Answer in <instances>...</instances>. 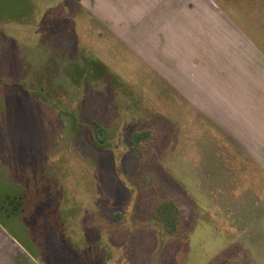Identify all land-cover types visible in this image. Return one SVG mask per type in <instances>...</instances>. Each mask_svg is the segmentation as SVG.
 Returning a JSON list of instances; mask_svg holds the SVG:
<instances>
[{
    "label": "rangeland",
    "instance_id": "374dc122",
    "mask_svg": "<svg viewBox=\"0 0 264 264\" xmlns=\"http://www.w3.org/2000/svg\"><path fill=\"white\" fill-rule=\"evenodd\" d=\"M0 264H264V0H0Z\"/></svg>",
    "mask_w": 264,
    "mask_h": 264
},
{
    "label": "trees",
    "instance_id": "16d2710c",
    "mask_svg": "<svg viewBox=\"0 0 264 264\" xmlns=\"http://www.w3.org/2000/svg\"><path fill=\"white\" fill-rule=\"evenodd\" d=\"M103 133V131H101ZM143 137L141 134H137L134 136V140L132 143L135 144L136 140L139 141V138ZM178 212L177 206L173 201L166 202L161 204L156 209V214L162 219L164 224L167 227V230L173 234L176 232L177 229V222L176 214Z\"/></svg>",
    "mask_w": 264,
    "mask_h": 264
},
{
    "label": "crops",
    "instance_id": "0c3cea01",
    "mask_svg": "<svg viewBox=\"0 0 264 264\" xmlns=\"http://www.w3.org/2000/svg\"><path fill=\"white\" fill-rule=\"evenodd\" d=\"M8 241H9V240H8ZM8 241H7V242H8Z\"/></svg>",
    "mask_w": 264,
    "mask_h": 264
}]
</instances>
